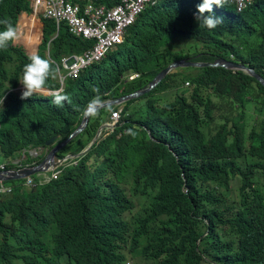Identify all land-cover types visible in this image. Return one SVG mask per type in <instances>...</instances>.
<instances>
[{
  "label": "trees",
  "instance_id": "16d2710c",
  "mask_svg": "<svg viewBox=\"0 0 264 264\" xmlns=\"http://www.w3.org/2000/svg\"><path fill=\"white\" fill-rule=\"evenodd\" d=\"M188 8V0L148 6L136 39L119 52L122 59L94 64L69 81L65 94L71 103L48 100L53 108L40 117L41 132L24 120L5 126L0 154L55 133L65 137L73 129L72 117L97 94L94 89L134 92L174 59L212 61V52L230 48L236 60L264 76V0L239 14L231 8V20L218 30L191 28ZM28 9L27 0H0V21L15 25L19 12ZM55 32L54 23L46 21L44 44L51 40L54 61L45 58L56 70L50 87L58 86L62 57L93 44L67 25ZM173 33L203 42L208 51L190 57L174 55L167 46L156 49L159 38ZM236 37L241 50L234 46ZM9 48L0 49V57ZM131 70L139 76L119 92L121 76ZM186 80L168 74L150 92L128 100L123 114L137 123L139 135L117 140V150L105 141L98 144L91 154L103 157L99 167L88 156L52 183L27 190L16 184L14 194L0 203V264H125L129 255L143 256L148 264H158L160 257V264H198V240L199 249L211 250L218 264L263 263L264 86L224 67H202L189 81L195 85L190 95L181 89ZM142 98L149 108L134 120L130 104Z\"/></svg>",
  "mask_w": 264,
  "mask_h": 264
},
{
  "label": "clouds",
  "instance_id": "9594fccd",
  "mask_svg": "<svg viewBox=\"0 0 264 264\" xmlns=\"http://www.w3.org/2000/svg\"><path fill=\"white\" fill-rule=\"evenodd\" d=\"M163 1L164 0H27L29 9L19 12L15 25L8 19L0 21V23L5 25V29L0 31V49H8L10 47L6 54L0 57V71L10 73L13 76H17L18 74L23 76L20 82L10 81L8 77L0 80V83L6 82V85L0 90V131L5 127L3 120H8L9 117L12 116L9 124L24 120L41 132L43 127L40 125V117H45L46 113L50 112L53 108L48 100H52L57 106L62 105L65 101L71 103L70 97L65 94V87L67 85L65 84L66 80H68V83L69 81L72 83L82 75L85 69L97 63L101 64L111 57L115 56L118 59H122L119 52L125 45L133 40L126 36L127 31L140 23L138 21L148 6L160 4ZM259 1L260 0H188L190 27L218 30L222 28L229 19L231 20V8L239 14L251 5H257ZM62 3L77 7L76 16L78 19L83 20V23L59 15ZM196 6L197 10L195 8ZM21 16L22 19L24 17L26 18L28 24L26 27L22 23V20L19 21ZM46 21L54 23L56 27L54 36L58 35L59 30L67 25L72 34L93 41L92 46L87 50L80 54L64 56L62 57L61 64L57 63V87H50L47 85L49 79L54 77L56 70L51 62L54 61L50 55L51 40L44 44ZM90 21L92 22L91 24H89ZM117 25L121 26V32L114 34L113 32L117 29ZM39 26H42V35L39 31ZM88 27H90L91 30L94 28L101 29L102 37L108 38V42L103 44L101 53L97 51L100 39L96 35L88 34ZM28 29L35 30V34L27 36V34L31 33V31H27ZM138 31L139 28L136 30V34ZM37 36H41V42L36 49L37 51L35 50L34 53L30 54L26 51L22 43L25 40L33 42L34 37ZM227 36L234 38L236 35L228 34ZM161 39L173 40V44L167 46V49L174 53V55L177 52L182 53V49H186L185 46L190 40H193L203 53L208 51V48L202 45L203 42L186 35L185 38H183L175 33L171 35L166 34L158 39L155 47L159 51H162V49L158 48L157 44ZM238 41L239 38L236 37L234 46L237 47L238 50H241L242 46L238 45ZM45 45L47 46L46 50L44 49ZM116 47H118L117 50L110 53V51ZM235 55L236 53L234 51L230 48H226L219 49L217 52H212L211 56L215 58L212 61L192 60L190 58L187 59V57L174 59L168 65H165L161 71L180 61L196 62L197 64H185L172 67L162 80L168 74H171L177 67L186 65L224 67L234 72L242 71L256 78L249 72L250 69H253L256 73L261 75L259 71H257L255 67L249 65L248 62L236 60ZM23 56L28 57V63L22 62ZM45 56L51 61L45 58ZM228 62L236 63L237 66L230 68ZM161 71H159L155 77ZM138 76L139 73L133 70L126 71L118 82V91L121 92L128 81ZM261 76L264 78L263 75ZM258 81L261 83L260 80ZM159 83L147 92L130 98L125 97L148 88L149 84L144 88L128 94H115L111 90H107L105 93H99L98 88L94 89L97 94L90 99L88 104L79 109L77 115L72 117L73 129L65 137L61 136L59 133H55L47 137L42 143L32 142L27 146L17 148L9 154H0V203L14 194L17 189L15 188V181L23 185L18 187L22 190L32 189L37 185L40 186L52 183L58 180L66 169L80 166L81 162L88 156L95 162L94 165L99 167L100 164L96 162L103 160V157L91 154L98 144L105 141L111 148L117 150V140L128 134L132 136L138 134L136 131L137 125L133 124L131 119L123 114L125 103L128 100L141 97L150 92ZM184 86H191L189 80L183 83L182 88ZM249 108H251V112L252 107L250 106ZM105 110H107L108 113H106ZM19 113L23 114L16 116ZM26 118L35 119V123ZM93 122H97L94 128L91 127ZM144 127L152 138L153 135L151 130L146 125ZM1 137L0 132V138ZM0 149L5 150L1 146ZM52 150H55L54 157L51 156ZM48 156L52 159V162L48 165L47 169L39 170L21 178L6 179V177L9 176V174H5L6 172H18L25 169V167L31 168L39 166ZM4 175L6 177H3ZM37 176L40 177L37 178ZM2 242L3 234L0 232V249ZM199 243L200 240L197 242L198 254L201 257L198 260V264H218L214 261L217 255L213 254L211 250L210 252L204 251V248L200 250L198 247ZM129 257L133 258L130 255ZM138 257L146 261L145 257ZM162 259L163 257H160L158 264H160ZM18 264L25 263L21 261L18 262ZM146 264H148V261H146ZM254 264H264V262Z\"/></svg>",
  "mask_w": 264,
  "mask_h": 264
},
{
  "label": "rangeland",
  "instance_id": "374dc122",
  "mask_svg": "<svg viewBox=\"0 0 264 264\" xmlns=\"http://www.w3.org/2000/svg\"><path fill=\"white\" fill-rule=\"evenodd\" d=\"M198 6V5H197ZM197 6L195 7L197 10ZM140 27V23H138L136 26H133L132 28H130L127 33L126 36L128 38L131 39H136V30ZM173 44V40H168V39H161L159 40L157 47L160 49H164L166 46H171ZM186 49H182V53H187L189 54L190 57H197L200 56L203 51L198 47V45L193 41L190 40L187 42L186 44ZM118 47L114 48L113 50L110 51V53H113L114 51L117 50ZM174 49V48H173ZM202 72V67L197 66V65H186V66H179L176 69H174L171 73L172 74H177L178 76L187 79L191 82H194L196 77L199 75V73ZM8 77V79L10 81H14V82H20V80L22 79V75L18 74L17 76H13L10 73H4L2 71H0V80L4 79ZM131 78V77H130ZM65 84H68V80H66ZM6 85V82H1L0 83V90ZM195 85H191V86H184L182 88V90L185 92L186 95H190L192 93V91L194 90ZM251 107H254L253 104L250 105ZM148 105L146 103V99L142 98L138 101H135L133 103L130 104V112L132 113V118L134 120H139L140 119V114L144 111L147 110ZM253 112V111H251ZM20 114L23 113H19L16 116H19ZM233 114H235V112H233ZM12 118V116L9 117L8 120H3V124L4 126H7L9 124L10 119ZM137 125V123H136ZM2 139L0 138V141ZM40 176H37V178H39ZM18 181H15V184H18ZM236 183V181L234 180L233 185ZM146 264V261L141 258V257H133L130 258L128 257L126 264Z\"/></svg>",
  "mask_w": 264,
  "mask_h": 264
},
{
  "label": "water",
  "instance_id": "95a60500",
  "mask_svg": "<svg viewBox=\"0 0 264 264\" xmlns=\"http://www.w3.org/2000/svg\"><path fill=\"white\" fill-rule=\"evenodd\" d=\"M185 64H197L196 62H186V61H180V62H176L170 66H168L167 68L163 69L152 81L151 83L149 84V87L146 88V89H142L136 93H133V94H130V95H127L125 98H130V97H133V96H137L139 94H142L144 92H147L148 90H150L152 87H154L157 83H159L162 78L166 75V73L172 68V67H175V66H178V65H185ZM228 65L230 68H233V67H236L237 64L236 63H233V62H228ZM250 74L255 76L258 80L261 81V83L264 85V78L259 75L258 73H256L253 69H250L249 70ZM51 156L54 157L55 156V150H52L51 152ZM52 162V159L48 156L39 166H36V167H31V168H26L25 169H22L18 172H6L5 174H9V176H3V177H6V179H13V178H21V177H24L26 175H29V174H33L39 170H43V169H47L48 165Z\"/></svg>",
  "mask_w": 264,
  "mask_h": 264
},
{
  "label": "built area",
  "instance_id": "2783aa9c",
  "mask_svg": "<svg viewBox=\"0 0 264 264\" xmlns=\"http://www.w3.org/2000/svg\"><path fill=\"white\" fill-rule=\"evenodd\" d=\"M76 13H77V7H73L70 4H63L62 3V8L59 11V15L68 17V18L76 20V21H81L83 23V20H80V19L77 18ZM91 23L92 22L90 21L89 24H91ZM119 32H121V26L117 25V29L113 33L117 34ZM87 33L90 34V35H96V36L99 37L100 43H99V45L97 47V51L99 53H101L102 52L101 49L103 48V44L108 42V38L102 37V35H101L102 30L98 29V28H94V29L91 30L90 27H88L87 28Z\"/></svg>",
  "mask_w": 264,
  "mask_h": 264
},
{
  "label": "crops",
  "instance_id": "0c3cea01",
  "mask_svg": "<svg viewBox=\"0 0 264 264\" xmlns=\"http://www.w3.org/2000/svg\"><path fill=\"white\" fill-rule=\"evenodd\" d=\"M22 16H23V14H22ZM22 16L20 17L19 21L22 20V23L26 27L28 25L27 22H26V18L24 17L22 19ZM27 31L28 32L31 31V33L30 34H27V36L34 35L35 34V30L28 29ZM39 31L41 32V35H42V26H39ZM40 42H41V36H37V37H34V41L33 42H30V41L25 40L22 44H23L24 48L26 49V51L28 53L32 54V53L35 52V50L37 49V47H38V45H39Z\"/></svg>",
  "mask_w": 264,
  "mask_h": 264
}]
</instances>
